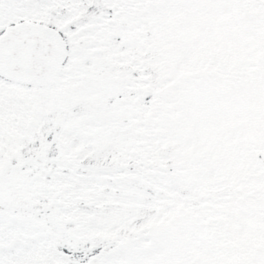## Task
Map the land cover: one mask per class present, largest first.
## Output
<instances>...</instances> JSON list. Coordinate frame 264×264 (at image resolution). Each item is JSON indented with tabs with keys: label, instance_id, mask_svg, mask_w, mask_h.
<instances>
[{
	"label": "snow or ice",
	"instance_id": "1",
	"mask_svg": "<svg viewBox=\"0 0 264 264\" xmlns=\"http://www.w3.org/2000/svg\"><path fill=\"white\" fill-rule=\"evenodd\" d=\"M0 264H264V0H0Z\"/></svg>",
	"mask_w": 264,
	"mask_h": 264
}]
</instances>
